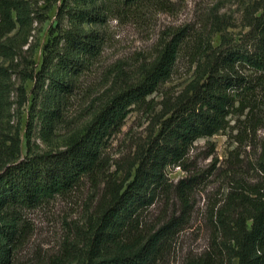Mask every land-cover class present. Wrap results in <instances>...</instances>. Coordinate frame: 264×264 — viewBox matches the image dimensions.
Returning a JSON list of instances; mask_svg holds the SVG:
<instances>
[{
    "label": "trees",
    "instance_id": "obj_1",
    "mask_svg": "<svg viewBox=\"0 0 264 264\" xmlns=\"http://www.w3.org/2000/svg\"><path fill=\"white\" fill-rule=\"evenodd\" d=\"M172 6V0H0V264H16L31 234V211L83 192L87 184L104 192L82 264H163L192 222L198 187L213 175L192 171L191 152L198 141L229 130L237 132V142L255 144L260 182H250L232 153L222 175L229 191L209 211L211 246L186 264H264V0L245 7L238 38L226 34L230 25L218 15L208 21L210 32L185 26L163 34L132 77L119 76L91 104L87 114L93 119L65 150L30 149L36 129L54 134L68 126L76 104L93 95L86 85L108 45L110 22L148 23ZM54 8L56 21L38 68L35 47H24L34 25ZM217 34L221 42L215 46ZM182 59L196 68L197 79L186 93L163 102L158 130L137 148L128 175L118 182L110 173L112 138L132 111L153 110L148 99L164 93ZM16 80L23 82L19 107L30 105L25 157L21 124L9 120ZM27 81L34 83L31 101ZM171 169L187 177L174 183ZM160 203L174 211L153 224L151 212Z\"/></svg>",
    "mask_w": 264,
    "mask_h": 264
},
{
    "label": "rangeland",
    "instance_id": "obj_2",
    "mask_svg": "<svg viewBox=\"0 0 264 264\" xmlns=\"http://www.w3.org/2000/svg\"><path fill=\"white\" fill-rule=\"evenodd\" d=\"M254 1L256 0H172L173 6L169 12L156 13L148 23L113 20L106 28L109 42L101 63L86 85L93 95L76 104L73 109L74 115L68 120V126L65 125L54 134L41 127L36 129L30 140V149L38 154L65 150L93 119L92 113L87 114L90 112L91 104L115 85L116 81L119 82V76L124 80L132 77L135 70L155 53L163 34L185 26L195 32H210L212 27L208 21L218 15L223 23L230 25L226 34L238 38L244 31L243 11ZM56 12L57 8H54L42 25H34L29 44L24 47V50L30 46L35 47L33 60L38 68L43 62L44 47L50 39V29L56 21ZM212 40L214 45L218 46L221 34L213 35ZM196 79V68L182 59L171 82L163 89L164 93L148 99L153 110L137 109L131 112L121 131L112 138L108 150L111 161L110 173L118 182L128 175L137 148L158 130L165 111L163 102L170 103L171 100L186 93ZM22 84L20 80L15 81L10 100L12 106L9 120L12 124H21L22 155L25 157L29 148L27 131L30 105L28 103L19 107L21 93L18 90ZM24 84L31 101L34 83L27 81ZM235 135L237 132L229 130L195 144L189 167L191 166L192 171L197 174L209 170L213 175L198 187L192 222L179 235L176 249L163 264H186L189 257L200 255L211 246L209 211L214 205L220 206L229 191L228 178L222 175H226L229 170L228 163L232 153L236 154L233 159L235 162L241 161L245 176L250 182L254 184L260 182V176L254 169L255 144L246 141L241 144L236 141ZM258 136L261 138L263 133L260 132ZM237 156L240 157L239 160L236 159ZM169 177L177 183L187 177V173L180 169H171ZM103 192V186L95 192L92 185L87 184L83 192L57 198L48 206L31 211L28 215L31 234L28 243L19 252L16 264H82L91 225ZM165 207L167 208L164 203H160L152 210L151 223L155 224L159 219L172 214L173 207L167 209Z\"/></svg>",
    "mask_w": 264,
    "mask_h": 264
}]
</instances>
